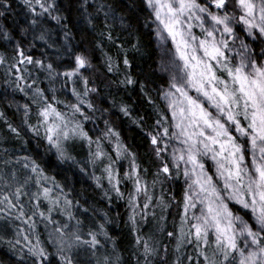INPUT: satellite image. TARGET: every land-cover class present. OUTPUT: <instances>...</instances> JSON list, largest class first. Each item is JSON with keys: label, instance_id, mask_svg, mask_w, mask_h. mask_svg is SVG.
Segmentation results:
<instances>
[{"label": "snow or ice", "instance_id": "obj_1", "mask_svg": "<svg viewBox=\"0 0 264 264\" xmlns=\"http://www.w3.org/2000/svg\"><path fill=\"white\" fill-rule=\"evenodd\" d=\"M0 81V264H264V0H0Z\"/></svg>", "mask_w": 264, "mask_h": 264}, {"label": "trees", "instance_id": "obj_2", "mask_svg": "<svg viewBox=\"0 0 264 264\" xmlns=\"http://www.w3.org/2000/svg\"><path fill=\"white\" fill-rule=\"evenodd\" d=\"M154 48V45H153ZM37 56L39 55V50L36 51L35 53ZM157 57L156 52L151 53V59H149L147 56L143 60L138 61V67L137 71H143L147 73L149 70V67L152 66V61L155 60ZM2 89H3V83L0 81V110H4L6 113V116L9 120H11L13 123L19 125L20 124V114L16 111V104L12 103L11 107H8L7 104L12 101V96H7L4 97L2 95ZM139 95V90L137 89L136 92L132 93V106L134 109V115L139 114V115H144L147 111H149L148 106L141 103L140 101L137 100V97ZM15 100L23 103L24 98L20 94L15 95ZM151 123V120L149 121ZM117 126L121 130L122 136L125 138L126 143L129 145H132L134 149H138L140 151H143L142 145L145 143L144 138L140 132V130L136 127L135 124H132L131 121L128 118H123L122 121H117ZM55 174V173H52ZM90 183V181H89ZM77 188H80L81 185L77 184ZM130 187V185H128ZM114 207V212L112 213L115 215V212H119L121 214L120 222L122 224L123 220H126L127 218V206L124 201H117L116 204L113 206ZM172 211V210H170ZM40 228L42 230V224L40 225ZM124 231L125 233V243L127 242V229H117V231Z\"/></svg>", "mask_w": 264, "mask_h": 264}, {"label": "rangeland", "instance_id": "obj_3", "mask_svg": "<svg viewBox=\"0 0 264 264\" xmlns=\"http://www.w3.org/2000/svg\"><path fill=\"white\" fill-rule=\"evenodd\" d=\"M42 227H43V225H42ZM41 229V228H40ZM41 231H43V228H42V230Z\"/></svg>", "mask_w": 264, "mask_h": 264}]
</instances>
